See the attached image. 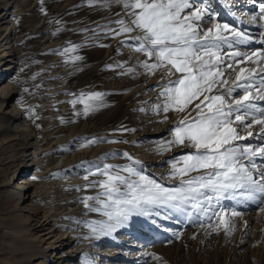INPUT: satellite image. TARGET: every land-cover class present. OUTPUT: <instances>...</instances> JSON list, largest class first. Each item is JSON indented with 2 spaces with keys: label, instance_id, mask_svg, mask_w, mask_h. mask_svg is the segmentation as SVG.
<instances>
[{
  "label": "rangeland",
  "instance_id": "obj_1",
  "mask_svg": "<svg viewBox=\"0 0 264 264\" xmlns=\"http://www.w3.org/2000/svg\"><path fill=\"white\" fill-rule=\"evenodd\" d=\"M27 1L29 13L24 8L19 17L15 16L14 27L11 28L13 23H8L12 20L11 15L6 16L5 21L0 20V56L8 47L13 46V61L18 63L16 68L5 72L8 75L3 77L6 82L0 86V112L9 111L12 118L17 113L20 120H25L27 116L29 126L33 128L31 131L6 133L5 122L2 121L5 115L0 117V129L3 127L0 133L4 132L0 135V218L3 231H13L12 235L6 234V231L2 235L7 236L6 239L14 244L18 243L17 238L28 237L37 247L39 243H43L41 239L49 235L54 234V239L60 240L72 228L80 227L82 224L76 222V216L80 212L89 216L90 230L97 229L96 232L92 231L94 241L85 249V258L92 256L94 259L101 257L104 260L99 263L94 260L97 264H264V203L221 201L217 209L221 213L219 217H211V213H196L191 209L189 211L192 215H186L167 208H153L144 214L131 213L127 220L119 224L115 219L109 220L105 213L114 211V208L102 206L105 198L101 194L104 189L99 186V182L107 180L106 175L100 174L105 166H111L113 174L122 169L135 168L141 175L155 179L165 186H179L180 178L173 179L169 175L172 163L194 149L174 145L170 150L164 151L158 150V146L173 139L172 129L181 119L196 115L192 109L199 101H194L184 113H157L153 110L157 104L163 102V97L159 96L162 90L159 85L164 83V76L168 80L176 77L169 75L164 67L151 74L137 67L139 62L148 60L144 54L134 50L135 42L132 37L138 33L116 36L104 34L90 40L91 42L82 41L85 32L98 34L96 27H93L98 21L113 17L114 23L121 19L123 12L119 5L103 7L104 0H96L94 4L89 0ZM208 1L211 0H203L202 3L198 0L196 6L204 8L205 12L210 11ZM232 2L243 3L240 0H221L219 14L223 8L225 13L214 17L211 23H204L202 27L208 29L214 28L216 23H227L230 28L235 27L236 30L251 35L249 27L254 25V21L244 24L246 27L237 26L235 21L228 22L232 20L227 11L232 9L229 7ZM245 3L249 2H244L243 6ZM239 8L240 6L236 11ZM2 9L0 0V15L3 13ZM13 9L8 3V13ZM241 9L247 10L242 7ZM243 13V16L246 15ZM254 26L258 33L264 31L256 23ZM118 27L115 23L111 26L113 29ZM224 35L230 36V33L225 32ZM253 36L258 37V34ZM71 45L80 47L75 53L63 54L62 50ZM237 50H243L241 52L244 53L248 47H223L221 56L225 58V63L228 62V53ZM71 55H79L83 59L75 64L66 62ZM13 61L9 63L11 66H14ZM117 64L122 67H115ZM246 64L245 62L234 67L238 71ZM261 66L264 64L256 66L257 71ZM250 67L255 68L253 64ZM129 68H135V73H129ZM0 69L3 70V66ZM57 69L61 70L60 74L55 73ZM225 78L231 85L235 80V72L227 70ZM53 87L63 88L66 94L61 97L47 93L46 90ZM24 89L28 91L25 92ZM220 91L222 89L217 85L212 94ZM14 92L18 95L12 96ZM93 92L104 95L101 100H87L85 97V103L93 107L102 106L87 115L84 114L85 103H77L75 106L69 103L79 100L81 93ZM234 98L239 99V94H234ZM29 109L33 111L30 112ZM233 126L237 128L240 136L246 137L248 132H252V128H242L238 123ZM30 134L35 135V140H40L41 144L48 142L51 150L55 147L57 150L50 152L55 157L50 160V170H45L40 177L42 184L39 180L35 181L31 174L26 177L27 184H20L21 190L31 188L30 196L22 202L21 197L13 192L18 181L14 184L12 182L13 175L31 161V156H21L23 142H28L26 151L31 152V141H25ZM89 139L101 142L88 144ZM234 143L251 144L255 147L259 142L238 140ZM84 149L86 157L77 161L78 167L75 170L61 171L68 159L76 160ZM182 166V163L177 164V167ZM81 170L93 175L90 183H96L97 186L84 184L80 187L83 190H74L77 185L75 177ZM65 174L72 179L66 181L72 182L70 185L59 184ZM120 174L128 175L123 171ZM43 179H49V182ZM58 184L59 187L56 186ZM98 195L100 200L87 199ZM233 211L240 212L241 215L233 216ZM67 213L70 216L64 218L69 215ZM46 214L50 217L47 218ZM63 218L75 222L74 227L60 226L55 230L56 227L52 226L50 220L58 221ZM41 223L44 225L42 229L39 228ZM108 225L114 227L109 228ZM135 242L142 243L145 247L138 249L132 246ZM97 251L100 253H96ZM43 262L48 261L40 258L30 264Z\"/></svg>",
  "mask_w": 264,
  "mask_h": 264
},
{
  "label": "snow or ice",
  "instance_id": "obj_2",
  "mask_svg": "<svg viewBox=\"0 0 264 264\" xmlns=\"http://www.w3.org/2000/svg\"><path fill=\"white\" fill-rule=\"evenodd\" d=\"M89 2L94 4L96 0ZM197 2L104 0L102 5L106 8L119 5L123 12L122 18L114 21L118 28L105 26L106 35L138 33L132 37L134 50L152 62H139L137 67L149 74L164 67L169 75L176 77L159 85L162 89L159 96L163 97V102L157 104L154 111L184 113L189 105L199 101L192 109L196 115L181 119L172 129L173 139L158 146V150L164 151L174 145L194 149L172 163L169 175L173 179L180 178L179 186H165L141 175L135 168L122 169L113 174L111 166H105L100 173L107 176L106 181L99 182L104 189L101 194L105 198L102 206L114 208V211L105 214L109 220L115 219L117 224L127 220L131 213L144 214L153 208H167L186 215H192L191 209L196 213H211V217H219L221 213L217 209L221 201L264 203V127L255 135L248 132L244 137L233 126L237 123L242 128L264 126V104L260 103L264 102V66L259 67V71L257 68L243 67L236 71L234 67L248 61L258 65L264 62V31L259 33V38H253L235 27L230 28L227 23H216L214 28L204 29L202 25L211 23L216 14L205 16V9L196 6ZM252 2L258 4V11L252 20L260 29H264V0ZM225 32L230 36L224 35ZM252 43H259L261 47L248 54L232 51L227 55V63L221 56L224 46L234 48ZM79 47L71 45L62 52L65 55L75 53ZM82 59V56L71 55L66 62L75 64ZM229 69L235 72L231 85L225 78V72ZM135 71V68L128 69L129 73ZM217 85L222 91L212 94ZM234 94H239L240 98L235 99ZM103 95L100 92L81 93L79 100L69 103L74 106L85 103V97L87 100H101ZM99 106L102 105L93 107L85 103L84 114L95 111ZM238 140L260 142L253 147L251 144L234 143ZM97 142L101 141H87L88 144ZM180 163L183 166L177 167ZM121 171L128 175H121ZM194 172L197 175H191ZM87 199L100 200V195ZM231 215L239 216L241 213L233 211ZM92 231L96 232L97 229L93 228Z\"/></svg>",
  "mask_w": 264,
  "mask_h": 264
},
{
  "label": "bare ground",
  "instance_id": "obj_3",
  "mask_svg": "<svg viewBox=\"0 0 264 264\" xmlns=\"http://www.w3.org/2000/svg\"><path fill=\"white\" fill-rule=\"evenodd\" d=\"M240 1H243V0H240ZM220 2H221V0L208 1V6H209L210 11L205 12V16H208V15L214 13V14H216L215 18L220 17L221 14L224 13V8H223L222 9L223 11L220 12V14H219L218 7H220V5H221ZM244 2H249V3H246V5L243 7V8H249V12L247 11L246 17L252 18V16L258 11V4L254 5L252 0H245ZM8 3L11 4L14 8L12 11H9V13L6 10V6L8 5ZM242 4L243 3L238 4L236 2H232L229 4V7L236 10L237 7H239V6L241 7ZM2 6H3V9H2L3 13L0 15V20L5 21L6 16L11 15L12 20L10 22H8L10 25L12 23L14 24V25L13 24L11 25V28L14 27L16 24L15 16L19 17V15H21L23 13L24 8H25L24 10L28 11V13H29V9H30L29 3L27 0H2ZM252 7H257V9H250ZM215 11H216V13H215ZM114 19L115 18H113V17H109V18H105V19L98 21V23H95L93 25V27H96V33H98V34H95V32H93V33L85 32V34L82 36V41L88 40V42H91L90 40L93 41L96 38H98L99 36L104 35L106 32L105 26H107V28H111V26L114 25V23H112V21ZM254 27H256V26L253 25V26L249 27L250 34H251L250 36H252L253 38H259L258 29L254 28ZM256 34H258V37L253 36ZM44 35H46V34H44ZM258 45H260V44L259 43H252V44L248 45L247 46L248 50H245L244 53L248 54L252 50L259 49L260 47H256ZM12 47L13 46L8 47L7 50H5L4 54L0 56V68L2 66L4 68L3 70L0 69V80L3 79V77L7 76L8 75L7 73L10 72L12 69L16 68V64H18L17 62L13 61L14 60V54L11 51ZM9 49H10V51H9ZM241 51H243V50H241ZM9 57H11L12 59H7ZM253 59L255 60V58H253ZM12 61L14 63V66H11V64H9ZM246 63L247 64L244 67L246 69H252L250 67V64H253L255 66V68L258 65L256 63L251 62V61H248ZM261 63L264 64V62H261ZM7 64H9V65H7ZM5 72H7V73H5ZM55 73L60 74L61 70L57 69ZM245 74H247V73H245ZM52 75H53V73H52ZM167 80H168L167 77L164 76V79L162 80V82L164 81V83H165V82H167ZM4 82H6V79H3L2 82H0V86ZM46 91L49 94H56V95L61 96V97H63L66 94V90H63V88H60V87H55V88L53 87V89L46 90ZM262 91H264V90H262ZM14 95H18V94L14 92L12 94V96H14ZM260 103L264 104V102H260ZM50 108H51V105H50ZM2 115H5L4 120L2 118V121L5 122L4 131H6V133L7 132H18V131L22 132L25 130L31 131L33 129L32 126H29L30 122H29V119L27 116L25 117V120L24 119L20 120L21 118L18 117L17 113H14L13 118L11 117L12 114H9V111L0 112V117H2ZM53 116H51V117H53ZM14 119L15 120L17 119V121L15 122ZM25 125H27L26 127H28V128H26ZM261 127H264V126L254 125L251 129L252 133L255 135L256 133L260 132ZM1 130H3V127L0 129V131ZM3 133H0V135H2ZM30 135L27 137V139L25 141H27V140L31 141V143H32L31 152L28 153L26 151V149L28 148V142H25V143L23 142L21 156L22 157H26V156L30 157L31 156V161L29 164L23 166V168L19 169L13 175V182H12L14 184V182L18 181L19 185L17 184V185H15V187L14 186H12V187H14V189H15V191H13L14 194L19 195L21 197L20 199L22 202L26 201V199L30 196L29 191L31 190V188L26 187L25 189L21 190L19 187L20 184H25V183L27 184V182L25 180H26L27 175H29V174L32 175V177L34 178L35 181L39 180V183L41 182V184H42L43 181L40 177L43 175V172L45 170L49 169V167L52 165L50 160L53 159V156L55 155V154H50V152H55L57 150L56 147L51 150L50 149L51 146H48V142L45 144L44 143L41 144L40 140H38V139L35 140V137H34L35 135L34 136H33V134L31 136ZM32 139H33V141H32ZM258 142H260V141H258ZM85 150L86 149H84L83 152H80L79 155L77 154L78 156H77L76 160L75 159H68L66 161V163L63 165V167L61 168V171L72 172L73 170H75L78 167V166H76L77 161L80 159H84L86 157V155H85L86 151ZM72 155H73V153H72ZM32 170H33V172H32ZM95 171H97V170H95ZM86 172H87L86 170H81L77 173V177H75V183L77 185H76V188H73L74 190H78V191L83 190L82 189L83 187L82 188H80V187L84 184H89V186L92 185L90 182L93 181L92 178L94 176L91 174H87ZM67 176L68 175L65 174V176H64L65 178L61 179L62 182H59V184L70 185L72 182H66V181H72V179L70 177H67ZM43 180L48 181L49 179H43ZM64 182H66V183H64ZM44 184H45V181H44ZM53 184H55V183L53 182ZM59 184L56 186L59 187ZM51 185H52V183H51ZM41 187H42V185H41ZM48 189H47V191H48ZM51 189L54 190L53 188H51ZM49 191L52 192L51 190H49ZM43 192H45V191H43ZM78 213H79V215L76 216L77 217L76 222L82 224L80 227L72 228L70 230L69 234L64 236V238H62L60 240L58 238L54 239V237H55L54 234L49 235L47 238L41 239V242H43V243H39V245L37 247H36V245L32 244V242L30 241V239L28 237H25V236H22L19 239L17 238L18 243H16V244L10 243V241H8L6 239L7 236L2 235V234H5L4 232L6 230L3 231L2 218H0V245H2V248L0 249V264H30V263H33L34 260L40 259V258H45L46 261H48V262L36 263V264H87V263H96V262L99 263L101 261H104L101 257L95 258V259L92 258V256L89 259L85 258V255H86L85 249H86V247H88V244H90L91 242L94 241V236H93L92 229L90 230V228L88 226V223L90 222L89 216L88 215L86 216L85 214L83 215L80 212H78ZM67 214H69V215H66L64 218L70 216V213H67ZM46 216H47V218L50 217V215H47V214H46ZM64 218H63V220L61 219L58 221L57 220H50V222H52V226L56 227L55 230H57L60 226L74 227L75 222L73 223L72 220H65ZM47 220L48 219H46V221ZM12 224H14V223H12ZM47 224H49V221L47 222ZM43 226L44 225L41 223L39 228L42 229V228H44ZM55 230H53V231H55ZM12 233H13V231L12 232L6 231V234L12 235ZM132 246H134L138 249H143V247H145V245H143L142 243H136V242ZM13 253H14V255H13ZM96 253H100V252L97 251ZM94 260H96V262ZM106 264H110V263H106ZM115 264H120V263H115Z\"/></svg>",
  "mask_w": 264,
  "mask_h": 264
}]
</instances>
